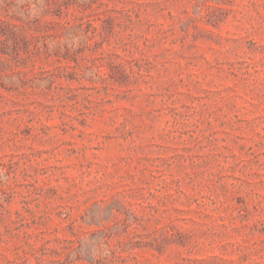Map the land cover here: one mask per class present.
<instances>
[{"label":"rangeland","instance_id":"obj_1","mask_svg":"<svg viewBox=\"0 0 264 264\" xmlns=\"http://www.w3.org/2000/svg\"><path fill=\"white\" fill-rule=\"evenodd\" d=\"M0 264H264V0H0Z\"/></svg>","mask_w":264,"mask_h":264}]
</instances>
